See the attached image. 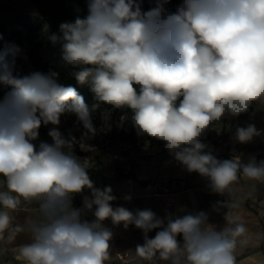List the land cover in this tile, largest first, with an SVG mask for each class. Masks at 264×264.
<instances>
[{"label": "clouds", "instance_id": "1", "mask_svg": "<svg viewBox=\"0 0 264 264\" xmlns=\"http://www.w3.org/2000/svg\"><path fill=\"white\" fill-rule=\"evenodd\" d=\"M143 2L87 0L85 16L48 36L60 45V66L94 93L91 105L76 87L59 82L56 71L21 74L17 45L0 51V87L8 89L0 98V239L27 233L18 250L23 264H106L113 233L103 222L109 219L142 230L144 243L135 252L147 261L237 264L238 248L249 243L246 226L227 214L217 229L204 211L161 218L151 209L113 207L112 188L94 186L88 165L73 152L74 139L59 130L61 117L71 114L85 130L81 141L91 139L101 104L127 108L138 134L162 141L213 191H230L241 177L264 182V160H219L200 139L225 116L264 107V0H180L174 11L171 0H152L148 10ZM48 125L52 143L37 147L39 129ZM261 134L254 124L235 131L240 143ZM85 189L90 195L75 208L74 195ZM22 204L34 205L38 216L16 226L12 213ZM93 209L95 219H84Z\"/></svg>", "mask_w": 264, "mask_h": 264}, {"label": "crops", "instance_id": "2", "mask_svg": "<svg viewBox=\"0 0 264 264\" xmlns=\"http://www.w3.org/2000/svg\"><path fill=\"white\" fill-rule=\"evenodd\" d=\"M225 128L222 127V132L216 137L209 133L202 139V142L209 146L207 150L219 160L231 159L230 149L234 148L233 144L237 141L235 132ZM139 159L135 172L128 178H121L113 173H100L98 176L90 177L95 187L112 188L113 195L117 197L112 202L113 207L123 206L131 211L151 209L161 218L168 213L182 216L204 211L208 214L209 223L217 229L225 226L224 216L227 214L248 229L249 243L238 248L237 264H264V239H256V234L264 233V182L241 177L232 185L230 191L219 193L209 187L206 178L195 172L189 173L168 150L156 156ZM259 160L264 159L260 158L257 161ZM93 172L90 169L88 175ZM159 186H168L174 191L170 200L156 194ZM2 187L0 184V188ZM88 195H90L88 189L82 194L74 195L73 206L82 208L83 197ZM125 196H130V201L125 200ZM26 205L22 204L12 213L15 218L14 225L23 226L27 217L38 216L35 206L28 208ZM93 212L94 209L85 211L83 218L93 221L95 219ZM103 224L113 233L110 241V259L106 264H165L158 259L147 261L139 256L127 263L116 260L115 255L119 252L127 251L133 256L137 255L135 249L137 245L144 243V233L134 225H130L128 229H124L122 224L113 225L110 219L105 220ZM158 230L149 232V238H154ZM28 240L27 233L23 231H16L13 239H8L5 233V238L0 239V264H23L18 258L19 245Z\"/></svg>", "mask_w": 264, "mask_h": 264}, {"label": "rangeland", "instance_id": "3", "mask_svg": "<svg viewBox=\"0 0 264 264\" xmlns=\"http://www.w3.org/2000/svg\"><path fill=\"white\" fill-rule=\"evenodd\" d=\"M49 31V24L46 18L42 17L33 7L29 0H0V51H4L10 44H15L20 48V54L17 57H26L28 49L32 42L41 35ZM2 88V87H0ZM1 98V96H0ZM102 123L96 126V133L91 139L81 141V136L85 131L76 120L70 126H63L59 129L66 137L74 139L73 152L82 162L88 165V168L94 172L89 177L98 176L100 173L117 174L118 169H124V173H133L137 168V163L141 155L151 154L156 156L161 149L162 143L157 140L151 141L145 135H141L143 141L137 146H127L120 142L117 137L112 136L113 129L110 124L108 111L101 113ZM254 124L258 130L262 131L260 136L254 137L250 142L240 143L238 140L230 149L231 159L239 157L242 162L247 163L250 157L255 156L258 160L264 159V107L254 104L253 110L232 123L214 122L206 134L212 133L215 137L222 132V127L229 128L228 131L235 132L237 127H246ZM132 122L126 117L120 119L118 129H124L126 132L131 130ZM225 128V129H226ZM52 143L51 137L45 130V127L39 129V137L34 143L40 142ZM128 150V152H126ZM88 151L90 154H80ZM95 153L103 154L104 162L102 165L90 161ZM156 153V154H154ZM87 168V169H88ZM31 208L34 205H26Z\"/></svg>", "mask_w": 264, "mask_h": 264}, {"label": "trees", "instance_id": "4", "mask_svg": "<svg viewBox=\"0 0 264 264\" xmlns=\"http://www.w3.org/2000/svg\"><path fill=\"white\" fill-rule=\"evenodd\" d=\"M36 11L44 18L47 19L49 24V31L43 35H41L37 40L32 42L30 45L26 57H16L17 70L23 74L27 75L31 72L38 71L41 73L47 74L50 70L58 72L59 82L63 83L65 86L71 85L77 88V91L80 95L83 96L85 102L89 105L95 103L94 93L90 90L87 85H80L76 82L74 76L71 75V68L61 67L59 62V50L60 45H53L51 41L48 39V36L51 34H59V26L63 22H71L74 21L77 16L83 17L87 14V0H29ZM180 3V0H171V2L167 5V7L174 11L177 5ZM152 0H144L143 8L144 10H148L152 7ZM8 91V89L0 88V96L3 98L4 94ZM254 108V104L249 108L248 112L241 113L237 117L225 116L222 118V123H232L239 119L240 117L249 114ZM103 111H108L110 116V124L113 129L112 136L117 137V139L122 142L124 145L135 147L137 144H140L143 139L141 135L137 133L136 128L131 125V130L126 132L124 129H118L117 126L120 123V119L122 117H126L131 120V110L127 108L116 109L110 105L101 104L99 109L93 113V124L99 126L102 123L101 113ZM76 121L74 115L66 114L61 117V123L63 126H70ZM214 124V123H213ZM212 124V125H213ZM211 126V125H210ZM209 126V128H210ZM44 127V126H42ZM53 127L52 125H48L45 127L46 132H49V129ZM59 129L61 125L58 126ZM206 129L204 134L200 137L201 141L203 137L206 135ZM147 139V135H145ZM151 141L156 140L154 138H150ZM162 143L161 149L157 153H162L167 150L162 141L157 140ZM128 152V150L126 151ZM80 154L88 155L90 152L85 151ZM156 154V153H154ZM153 156L151 154L141 155L142 158H149ZM103 154L95 153L90 158V161H94L100 165L103 164ZM83 161L84 159H80ZM90 169H88V172ZM117 176L121 178H128L132 176V173H124V169L120 168L117 171Z\"/></svg>", "mask_w": 264, "mask_h": 264}, {"label": "built area", "instance_id": "5", "mask_svg": "<svg viewBox=\"0 0 264 264\" xmlns=\"http://www.w3.org/2000/svg\"><path fill=\"white\" fill-rule=\"evenodd\" d=\"M174 191L168 186H159L156 189V194L165 197L166 199L170 200ZM116 260L120 261L121 263H127L132 259L138 258V255H131L129 252H119L115 255Z\"/></svg>", "mask_w": 264, "mask_h": 264}]
</instances>
